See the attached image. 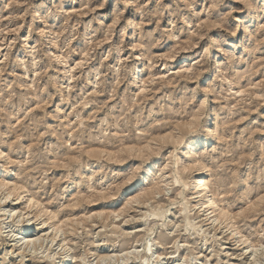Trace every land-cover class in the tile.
I'll list each match as a JSON object with an SVG mask.
<instances>
[{
  "label": "rangeland",
  "instance_id": "374dc122",
  "mask_svg": "<svg viewBox=\"0 0 264 264\" xmlns=\"http://www.w3.org/2000/svg\"><path fill=\"white\" fill-rule=\"evenodd\" d=\"M72 1L0 0V148L14 161L11 179L55 213L56 220H72L62 226L75 228L74 233L63 227L59 235L68 238L79 261L83 257L79 264H264V0H251L250 12L241 0H130L129 5L126 0ZM131 16L136 28H127ZM237 17L244 23L233 37ZM49 37L55 47L47 43ZM244 44L255 51L249 54L251 59L243 54ZM132 45H139L137 51L130 50ZM137 53L142 60L135 61ZM57 54L68 56L67 66L74 70L69 73L66 62L56 60ZM80 61V68L75 67ZM184 64L192 67L188 75L204 71L202 76L194 82L182 80ZM215 64L221 74H215ZM136 68L144 73L130 77L128 72ZM139 76L149 80L147 89H139L141 82L131 85ZM169 80L176 84H166ZM205 84L211 92L203 90ZM240 87L248 94H236ZM209 110L217 113L214 124L224 137L200 147V160L209 167L211 190L219 192L218 198L234 216L230 219L237 235L254 245L249 251L209 225L200 200L188 189L191 175L181 171L190 137L197 136L202 143L206 139L200 124L192 131L190 116L203 112V119ZM170 135L180 136L179 141L173 142ZM87 141L112 148L109 156H115L101 155L99 162L90 156L91 160L84 153ZM139 141L148 148L143 146V151ZM124 142L125 149L135 147H130L135 149L130 155L120 147ZM115 150H121L120 158ZM70 154L75 155L73 163L60 162ZM151 167L162 175L144 184ZM151 189L155 194L147 193ZM142 191L149 194L148 200ZM7 218L0 212L1 264L57 261L60 248L56 242L51 247L48 235L44 238L48 243H39V248L14 247L19 227Z\"/></svg>",
  "mask_w": 264,
  "mask_h": 264
},
{
  "label": "bare ground",
  "instance_id": "6f19581e",
  "mask_svg": "<svg viewBox=\"0 0 264 264\" xmlns=\"http://www.w3.org/2000/svg\"><path fill=\"white\" fill-rule=\"evenodd\" d=\"M74 1V0H73ZM72 1V2H73ZM136 1V0H135ZM239 1V0H238ZM242 2H244L245 3V10H246V12H250L251 11V9H252V7H253V4L251 3L252 1L251 0H241ZM255 2V1H254ZM10 3V2H9ZM76 3V2H75ZM129 3H130V0H126L125 1V4L126 5H129ZM209 3V2H208ZM213 3V2H212ZM210 4H211V2H210ZM217 4V3H216ZM242 4V3H241ZM73 5V4H72ZM86 5V4H85ZM102 6H104V4H102ZM82 7V6H81ZM101 7V6H100ZM212 7V6H211ZM74 8V7H73ZM137 8V7H136ZM213 8V7H212ZM73 11H74V9H72ZM77 9H75V11H76ZM88 11V10H87ZM71 12V11H70ZM81 12V11H80ZM79 12V13H80ZM243 12V11H242ZM245 13V12H244ZM244 13H242V14H244ZM77 15H78V13H76ZM136 14V13H135ZM71 15V14H70ZM80 15V14H79ZM84 16V15H83ZM198 16H200V15H198ZM79 17V16H78ZM80 18V17H79ZM118 20V19H117ZM209 20V19H208ZM67 21V20H66ZM202 21V20H201ZM212 21V20H211ZM235 22L236 23H238V26H237V28L232 32L233 33V37H236V35H238V33H239V31L241 30V27H242V25H243V20H241V18H239V17H237L236 18V20H235ZM210 22H208V24H209ZM212 23V22H211ZM43 24V23H42ZM200 24V23H199ZM206 24H207V22H206ZM134 25V28H136L137 26H138V23H135V21H134V17L133 16H131V17H129L128 18V25H127V28H129V27H132ZM214 25V24H213ZM216 25H218L217 23H216ZM220 25H221V23H220ZM209 26V25H208ZM211 27V26H210ZM263 27V26H262ZM194 28V27H193ZM199 28H200V25H199ZM206 28V27H205ZM214 28V27H213ZM212 28V29H213ZM211 29V28H210ZM248 29V28H247ZM261 30V29H260ZM46 31V29H44V28H41V33L42 34H44V32ZM133 31H137L136 29L135 30H133ZM140 31V30H139ZM45 33H47V32H45ZM56 33V32H55ZM249 33V32H248ZM53 34H54V32H53ZM52 34V35H53ZM49 36V35H48ZM247 36V35H246ZM249 36V35H248ZM52 37V36H51ZM51 37H49V39H47V43L48 44H50L51 43V45L53 44V46L52 47H55L56 46V44H54L53 43V41H52V39H51ZM252 38V37H251ZM250 38V39H251ZM106 39V38H105ZM249 38H248V42H249V40H250ZM52 41V42H49V41ZM215 40L216 39H214V41L212 42V43H215ZM254 40V39H253ZM256 40V39H255ZM102 41V40H101ZM106 41V40H105ZM217 41V40H216ZM261 41V40H260ZM247 42V43H248ZM255 42V41H254ZM257 42V41H256ZM255 42V43H256ZM259 42V41H258ZM96 43H98V42H96ZM218 43V42H217ZM95 46V45H94ZM98 46V45H97ZM119 46V45H118ZM214 46V45H213ZM137 47H139V45H132V49H130V50H135V51H137ZM144 47V46H143ZM142 47V48H143ZM258 47V46H257ZM47 48V47H46ZM135 48V49H134ZM145 48V47H144ZM147 48V47H146ZM54 49V48H53ZM97 49V48H96ZM141 49V48H140ZM256 49V48H255ZM49 50V49H48ZM52 49H50L49 51L50 52H52L53 53V51H51ZM210 50L211 49H208L207 48V53H209L210 52ZM253 50V49H252ZM250 51L249 49L247 50V47H246V44H244V51H243V54L245 55V58H248L249 57V54H254L255 53V51ZM142 51V50H141ZM144 52V51H143ZM84 53V52H83ZM146 53H147V51H146ZM206 53V54H207ZM139 53H137L136 54V59H135V61H140V60H142V59H140L139 57H140V55H138ZM50 55H51V53H50ZM56 55V54H55ZM58 55V54H57ZM87 56V55H86ZM254 56V55H253ZM56 57V60H59V59H61L62 58V56H61V54H59L58 56H55ZM68 57V56H67ZM67 57H63L62 58V64H63V62H66V58ZM143 57L144 58H147V56L144 54L143 55ZM150 57V56H149ZM153 57V56H152ZM242 58H244L243 56H242ZM250 59H251V57H249ZM81 59V58H80ZM84 59V58H83ZM86 59V58H85ZM120 59V58H119ZM172 59V58H171ZM148 60V59H147ZM146 60V61H147ZM150 60V59H149ZM152 60V59H151ZM261 60V59H260ZM60 61V60H59ZM85 61V60H84ZM253 61V60H252ZM254 62V61H253ZM60 63V64H61ZM82 63L83 62H78V63H75V67H79V66H81L82 65ZM246 65H247V61L245 60V62H244ZM250 63V62H249ZM252 64H254V63H252ZM142 66V65H141ZM220 65H216L215 64V66L213 67V69L215 70V74H217V73H219L220 72V74H221V68L219 67ZM251 66V65H250ZM66 67H68L67 66V62H66ZM66 67L64 68V71H66ZM72 67H73V65H72ZM190 67V65H188V64H184L183 65V67H181V68H185V72H184V74H182V73H180V74H182L181 76H180V74H179V77L182 79V80H184V81H193V80H197V79H199L201 76H202V74H203V72L202 71H195V72H197V73H191L190 75H188V72H189V69H191V68H189ZM254 67V66H253ZM69 68V73L72 71V70H74L73 68H71V66H69L68 67ZM80 68V67H79ZM83 68V67H82ZM256 68V67H255ZM72 69V70H71ZM151 69V68H150ZM252 69V68H251ZM250 70V69H249ZM188 71V72H187ZM251 71V70H250ZM256 72H257V70H255ZM181 72V71H180ZM187 72V73H186ZM202 72V73H201ZM142 73H144L143 72V68H136V69H133L132 71H130V72H128V74L130 75V77H131V74H133L134 76H136L137 74H141L142 75ZM223 73V72H222ZM261 73V72H260ZM187 74V75H186ZM219 74V75H220ZM71 75V74H70ZM209 75V74H208ZM37 76V75H36ZM89 76V75H88ZM149 76H150V74H149ZM215 76V75H214ZM222 76V75H221ZM234 76H236L235 74H234ZM239 76H241V75H239ZM73 77V76H72ZM72 77L70 76L69 78H67L68 80H71L72 79ZM140 77V76H139ZM219 76H216V78H218ZM225 77V76H224ZM243 77V76H242ZM245 77V76H244ZM243 77V78H244ZM150 77H147V79H149ZM174 78V77H173ZM230 78V77H229ZM240 78V77H239ZM238 78V79H239ZM141 79V80H140ZM145 79H146V77H145ZM145 79H143V76H142V78L140 77L139 78V80H137V79H135V78H133V79H131V85L132 86H134V85H136L137 83H139V82H141L142 83V86L141 87H139V89H142V90H144L145 88H146V83H148V81L149 80H145ZM153 79V78H152ZM179 79V78H178ZM177 79V81H179ZM176 80V79H175ZM225 81H231V80H229V79H227V78H225L224 79ZM152 81V80H151ZM165 81V80H164ZM163 81V82H164ZM224 81V82H225ZM129 82V81H128ZM194 82V81H193ZM236 82H237V80H236ZM150 83V82H149ZM152 83V82H151ZM150 83V84H151ZM157 83V82H156ZM173 83V82H172ZM172 83H171V81L169 80V81H167L166 82V84H168V85H172ZM258 83V82H257ZM56 84V83H55ZM57 84H58V82H57ZM153 84V83H152ZM173 84H176L175 82L173 83ZM177 84H178V82H177ZM238 84V83H237ZM139 85V84H138ZM28 86V85H27ZM58 86H60V84L58 85ZM167 86V85H166ZM210 86V85H209ZM249 86V85H248ZM247 86V87H248ZM258 86H259V84H258ZM28 87H30L31 88V86H28ZM250 87V86H249ZM37 88V87H36ZM58 88V87H57ZM135 88V87H134ZM151 88V87H150ZM149 88V89H150ZM212 88V87H211ZM210 87L208 88V86L205 84L204 85V91L205 92H207V93H209V92H211L210 91V89H211ZM245 88V87H244ZM250 88H255V87H250ZM250 88H248V89H250ZM258 88V87H257ZM67 89V88H66ZM147 89V88H146ZM160 89V88H159ZM99 90V89H98ZM103 90V89H102ZM142 90H141V92H142ZM72 91V90H71ZM139 91V90H138ZM213 91V90H212ZM98 92V91H97ZM140 92V94H143V93H141ZM143 92H147V90L146 91H143ZM247 92H249V91H247V90H244V89H242L241 87L240 88H238V90L236 91V94H240V96L241 95H247L248 93ZM95 93V92H94ZM93 93V94H94ZM114 93V92H113ZM157 93V92H156ZM164 93V92H163ZM91 94V93H90ZM97 94V93H96ZM101 94V93H100ZM99 94V95H100ZM140 94H139V96H140ZM213 94V93H212ZM254 93H252V95H253ZM56 95V94H55ZM95 95V94H94ZM107 96H109V95H107ZM136 96V95H135ZM213 96V95H212ZM37 97V96H36ZM55 97V96H54ZM83 98V97H82ZM136 98V97H135ZM195 98V97H194ZM255 98V97H254ZM257 98H259V97H257ZM45 99V98H44ZM47 99V98H46ZM50 99V98H49ZM137 99V98H136ZM142 99V98H141ZM140 99V100H141ZM148 99V98H147ZM245 99V98H244ZM51 100V99H50ZM72 100V99H71ZM139 100V101H140ZM255 100V99H254ZM53 101V100H52ZM68 101V100H67ZM87 100H85L84 102H86ZM40 102V101H39ZM41 102H42V100H41ZM40 102V103H41ZM44 103L43 104H45L46 102L45 101H43ZM97 102V101H96ZM108 102V101H107ZM142 102V101H141ZM215 102H216V100H215ZM218 102V101H217ZM237 102V101H236ZM48 103V102H47ZM124 103H126V102H124ZM131 103V102H130ZM219 103V102H218ZM36 104H38L37 102H36ZM42 104V103H41ZM41 104H39L40 106H42ZM137 104V103H136ZM185 104V103H184ZM183 104V105H184ZM189 104V103H188ZM47 106H48V104H46ZM82 105V104H81ZM84 105H88V103H84ZM107 105V104H106ZM133 104H131V106H132ZM138 105V104H137ZM203 105V104H202ZM38 106V105H37ZM74 106V105H73ZM101 106H102V104H101ZM100 106V107H101ZM105 106V105H104ZM193 106V105H192ZM204 106H205V104H204ZM203 106V107H204ZM88 107V106H87ZM173 107V106H172ZM40 108H42V107H40ZM46 108V107H45ZM186 108H187V106H186ZM77 109V108H76ZM75 109V110H76ZM97 109V108H96ZM131 109V108H130ZM203 109V108H202ZM33 110V109H32ZM31 110V111H32ZM35 110V109H34ZM78 111V110H77ZM128 111V110H127ZM178 111V110H177ZM165 112V111H164ZM197 112V111H196ZM218 112V111H217ZM74 113H75V111H74ZM185 113V112H184ZM193 113V112H192ZM203 113V112H202ZM202 113H201V115H202ZM219 113V112H218ZM27 114H28V112H27ZM33 114V113H32ZM105 114V113H104ZM216 114L217 113H214L213 111H211V110H209L207 113H206V116L203 118V119H201V115L200 116H196V114H192L191 116H190V118H191V120H189L190 121V127H192L191 129H195L196 127H197V125L199 126V124L202 126H200L202 129H203V132H204V134H206V139L204 140V143H202L201 141H200V139H198V137L196 136H194V137H190V139L187 141V143H186V149H184V152L185 151H187V152H185V156L188 158V160L187 161H185V162H182L181 163V171H182V173H188L189 175H191L190 176V179H191V182H190V184H189V186H188V189L189 190H192L193 191V193L192 194H194V196H195V198L196 199H199L200 201H199V208L201 209L200 211H202V213H204V215H206V217H207V219L209 220L208 222L210 223L209 225H211V226H213V227H216V228H218V229H220L222 232H223V234L225 235L226 234V238L228 239V240H232V242H233V240L234 241H237V246H239V248H249V247H252V246H254V245H250V243L248 242V239H246L245 238V236H243L241 233V235L240 236H238L239 235V233H238V235H237V232H236V229H235V227L233 226V224L235 223V222H231L232 220L230 219V218H233V217H230V212L227 210V208H225L224 206H223V204H222V201H220V197L218 198V194H219V192L217 191V193L216 192H214L213 190H211V188H210V186H209V177H210V174H209V172H210V170H209V167L207 166V165H205V164H203L202 162H201V156H200V152H202V151H200L199 150V148L200 147H204V146H209L210 144H212V143H214V142H217V140L218 139H220L221 137L223 138L224 136L220 133V132H218V129L216 128V125L214 124V118H215V116H216ZM75 115V114H74ZM189 115V114H188ZM197 115H199V114H197ZM90 116V115H89ZM54 117V116H53ZM75 117V116H74ZM94 117V116H93ZM50 118H52V117H50ZM55 118V117H54ZM90 118V117H89ZM189 118V119H190ZM66 119V118H65ZM86 119V118H85ZM54 120V119H53ZM69 120V119H68ZM187 120V119H186ZM215 120H217V119H215ZM91 121H92V119H91ZM130 121V120H129ZM172 121H173V119H172ZM185 121V120H184ZM189 121H188V124H189ZM51 122V121H50ZM180 122V121H179ZM216 122V121H215ZM70 123H71V121H70ZM121 123V122H120ZM134 123H136V122H134ZM218 123V122H217ZM52 124H53V122H52ZM67 124V123H66ZM78 124V123H77ZM178 124V123H177ZM185 124V123H184ZM184 124H182V125H184ZM33 125V124H32ZM68 125H69V123H68ZM194 125L196 126V127H194ZM218 125H219V123H218ZM77 126V125H76ZM168 126H170V125H168ZM174 126V125H173ZM179 126H181V124L179 123ZM221 126V125H220ZM225 126V125H224ZM187 127H189V126H187ZM186 127V128H187ZM51 128V127H50ZM76 128V127H75ZM181 129L183 128V129H185V126L183 127V126H181L180 127ZM179 128V129H180ZM222 128V127H221ZM73 129V128H72ZM172 129V128H171ZM175 129V128H174ZM180 129V130H181ZM187 129H190V128H187ZM186 129V130H187ZM190 129V130H191ZM194 129L192 130V131H194ZM166 130V129H165ZM177 130H178V126H177ZM176 130V131H177ZM189 130V131H190ZM223 130V129H222ZM225 130V129H224ZM53 131V130H52ZM70 131H72V130H70ZM175 131V130H174ZM173 131V132H174ZM146 132V131H145ZM70 133H72V132H70ZM69 133V134H70ZM195 133V132H194ZM120 134H121V132H120ZM140 134V133H139ZM158 134V133H157ZM164 134V133H163ZM162 134V135H163ZM170 134H172V132L170 133ZM181 134V133H180ZM193 134V133H192ZM167 135V134H166ZM175 135H176V133H175ZM151 136V135H150ZM153 136V135H152ZM152 136H151V139H153L152 138ZM155 136H157V135H155ZM159 136V135H158ZM157 136V138H160V137H158ZM171 136V135H170ZM162 137V136H161ZM165 136L163 135V138H164ZM167 137V139H168V137H169V135H167L166 136ZM166 137L164 138V139H166ZM178 137H180V136H178ZM178 137L176 136V138H174L175 140H177V141H179L178 140ZM182 137V136H181ZM6 138V137H5ZM156 137H155V139H157ZM123 139V138H122ZM121 139V140H122ZM166 139V140H167ZM169 139H171L172 141L174 140L173 138H172V136L169 138ZM180 139V138H179ZM86 140V139H85ZM124 140V139H123ZM159 139H157V141H158ZM161 140L163 141V139L161 138ZM170 140V141H171ZM174 140V141H175ZM220 140H222V139H220ZM226 140V139H225ZM125 141V140H124ZM153 141H156V140H153ZM152 141V142H153ZM169 142V140H168V142H169V144L170 143H173V142ZM224 141V140H223ZM227 141V140H226ZM141 142H143V141H141ZM144 142H145V140H144ZM146 142H148V140L146 141ZM150 142H151V140H150ZM149 142V143H150ZM167 142V143H168ZM118 143H120V142H118ZM157 143V142H156ZM176 143H178V142H176ZM224 143V142H223ZM8 144V143H7ZM68 144V143H67ZM82 144V143H81ZM86 144V145H85ZM84 145L86 146L85 147V152L84 153H86V156L88 157V155H89V158H90V156L92 157L93 156V159L94 160H96L95 162H99V161H101V159L102 158H100L101 157V155H105L106 154V156L108 155H111L112 154V152L110 153V151L109 150H111L112 148H110V147H108V146H106V145H100V144H95L94 142H88L87 141V143H85ZM116 144V143H115ZM136 144V143H135ZM144 144V143H143ZM126 145V143L124 142V145H120V147H124ZM128 145V144H127ZM134 145V144H133ZM137 145V144H136ZM155 145V142H153V146ZM5 146H6V144H5ZM7 146H9V145H7ZM12 145H10V147H11ZM73 146V145H72ZM81 146H83V145H81ZM113 146H115V145H113ZM132 145L130 144V147H131ZM139 146H142V144H140V141H139ZM139 146L137 147V149H139ZM144 146V145H143ZM143 146H142V149H143V151H144V148H146V146H147V148H148V145H145L144 146V148H143ZM76 147V146H75ZM99 147V148H98ZM119 147V149H121ZM130 147L128 146V148L127 149H125L126 147H124V150H126L125 152H127V150H128V154H129V152H131V151H134L135 149V147L134 146H132V147H134L133 148V150H131L130 149ZM131 147V148H132ZM151 147H152V143H151ZM78 148V147H77ZM153 148V147H152ZM9 149V148H8ZM115 149H118L117 147L115 148ZM142 149H139V152L140 153H142L141 151H142ZM71 150V149H70ZM123 150V151H124ZM141 150V151H140ZM147 149H145V151H146ZM150 151H151V149H149ZM6 151V150H5ZM2 148H0V173H9V176L8 177H1L0 176V195L2 196V200L0 201L1 203H0V212H1V214L2 213H5V214H7V216H8V218L7 219H11V223H14L17 227H19V231H16V232H18L17 233V235L16 236H14V239H13V242H15L14 244L15 245H18V246H15L14 244H12V245H14V247H18L19 249H23L24 250V248L25 249H29V248H34L35 246H38L39 245V243H41V242H45V245H46V242L48 243V241H46L47 240V236L46 235H48L49 237L48 238H50L49 240H50V243H51V247L54 245L55 246V242H56V247L58 246V248H60V250L57 252V255H58V258L56 259L57 261H55L54 262V264H79L80 263V261L82 262V258H80V261H79V257L77 258L76 256H74V254H73V252H71L72 251V249L70 248V247H68V244H67V239L68 238H64V236H63V238L64 239H62L61 237H62V235L60 236L59 234L61 233V234H63V227L64 226H62V225H64L63 224V222H66V223H69V221L71 222L72 220H69L68 222L66 221V220H64L63 222L60 220V221H58V220H56V215H55V213H53L52 211L51 212H49L48 211V208L45 206V204L44 203H42V202H40V200L37 198V197H35L29 190H27L25 187H22V185L21 186H19L18 185V183L16 184L15 182H14V179H11L12 177H11V174H13L12 172H13V170L12 171H10V169L11 168H13V165H14V161L13 160H11V158H10V156H11V154L9 155V154H7V151L5 152ZM76 151H78V150H76ZM108 151H109V153H108ZM111 151H113V149L111 150ZM116 151V150H115ZM119 151H121V150H119ZM119 151H116V152H118V154H119V156H118V158H120V156L122 155H120V153H119ZM81 152H83V150L81 151ZM125 152H122V153H124V154H127V153H125ZM137 152H138V150H137ZM139 152H138V154H139ZM149 152V151H148ZM183 152V151H182ZM203 152H204V150H203ZM10 153V152H9ZM150 153V152H149ZM152 153V152H151ZM150 153V154H151ZM78 154V153H77ZM88 154V155H87ZM115 154V153H114ZM123 154V155H124ZM131 154H133V152L131 153ZM137 154V153H136ZM144 154H146V152H143V156H144ZM130 155V154H129ZM141 155V154H140ZM149 155V154H148ZM70 157H67L66 156V158L65 157H63V158H65V159H62L60 162H63L64 163V161H65V163H66V161L68 162V161H71V163H73L72 161H73V159H74V157H75V155H74V157L70 154L69 155ZM78 155H76V157H77ZM100 156V157H99ZM106 156L104 157V158H106ZM107 156V157H108ZM115 156V155H114ZM114 156H109L110 158L111 157H114ZM132 156V155H131ZM108 157V158H109ZM117 157V156H116ZM129 157V156H128ZM134 157V156H133ZM146 157H147V155H146ZM109 158V159H110ZM143 158V157H142ZM145 158V157H144ZM143 158V159H144ZM183 158V157H182ZM54 159V158H53ZM59 159V158H58ZM77 159V158H76ZM91 160H93L92 158H90ZM113 159H115V158H113ZM60 160V159H59ZM90 160V161H91ZM105 160V159H104ZM122 160V159H121ZM123 160H125V159H123ZM13 161V162H12ZM54 161V160H53ZM52 161V162H53ZM74 161H75V159H74ZM107 161V160H106ZM111 161V160H110ZM110 161H109V163H110ZM16 162V161H15ZM58 160L57 161H55V162H53V164L54 163H57L58 164ZM118 162H120V161H118ZM122 162H124V161H122ZM16 164V163H15ZM18 164V163H17ZM20 164V163H19ZM61 164V163H60ZM66 164H68V163H66ZM99 164V163H98ZM122 164V163H121ZM62 165V164H61ZM169 166V165H168ZM168 168V167H167ZM162 169V168H161ZM165 169V168H164ZM164 171V170H163ZM162 171V172H163ZM159 174H157L159 177L162 175V174H160V172H158ZM4 175V174H3ZM15 175V174H14ZM157 175H156V173H155V171L153 170V167H151V168H149L148 169V171H147V174H146V176L144 177V184L145 183H149V182H151L152 180H150V181H148V179L149 178H151L152 177V179L154 178H156L157 177ZM188 175V176H189ZM15 177V176H14ZM158 177V178H159ZM163 177V176H162ZM162 177L160 178V179H162ZM17 180V179H16ZM163 180V179H162ZM161 180V181H162ZM218 182V181H217ZM73 184H75V182L73 183ZM143 184V185H144ZM163 184H165L164 182H163ZM212 184H213V182H212ZM156 185H158V184H156ZM166 185V184H165ZM168 185V184H167ZM215 185V184H214ZM219 185V184H218ZM151 186V185H150ZM159 186H161L160 184H159ZM158 186V187H159ZM147 187H149V186H147ZM152 187V186H151ZM157 188L156 189V191L158 190V187L157 186H153V188ZM160 188V187H159ZM165 189H166V187H165ZM145 190V189H144ZM147 190H150V188L148 189L147 188ZM153 189H151V192L150 191H146L147 193H152V192H155V190H153ZM161 190V189H160ZM163 191V190H162ZM158 192H161V191H158ZM141 193V192H140ZM142 193H143V191H142ZM145 193V192H144ZM143 193V194H144ZM146 193V194H147ZM152 194H155V193H152ZM152 194H150V195H152ZM166 194V193H165ZM142 195V194H141ZM141 195H139L140 197H142ZM145 195V194H144ZM148 195V196H147ZM147 195H145L146 196V200H148L147 198H150L149 197V194H147ZM159 195V194H158ZM0 196V197H1ZM78 197V196H77ZM144 197V196H143ZM142 197V198H143ZM151 197H153V196H151ZM156 197V196H155ZM76 198V197H75ZM135 198V197H134ZM136 198H137V196H136ZM139 199V198H138ZM145 199V198H144ZM157 199V198H156ZM23 200H25L24 202H23ZM72 200V199H71ZM77 200V199H76ZM79 200V199H78ZM145 200V201H146ZM149 200H151V199H149ZM130 201V200H129ZM138 201V204H140L141 202H139V200H137ZM140 201H143V199L142 200H140ZM22 202V203H21ZM72 202V201H71ZM75 202V201H74ZM144 202V201H143ZM151 202V201H150ZM133 203H135L134 202V199H133ZM25 204V206H24V208H22V210H18V208H19V206H21V205H24ZM142 204V203H141ZM146 204V203H145ZM222 204V205H221ZM71 204H69V206H70ZM73 206L74 205H76V203L74 204H72ZM9 209V210H5V209ZM198 209V208H197ZM29 215H32V218H30V216ZM202 216V215H201ZM119 218V217H118ZM74 221V220H73ZM234 221H236V220H234ZM9 222V221H8ZM61 222V223H60ZM127 222V221H126ZM65 223V227L64 228H66L67 227V225L68 224H66ZM114 223V222H113ZM233 223V224H232ZM70 224V223H69ZM74 224L76 225V223L74 222ZM78 224V223H77ZM15 225H13V226H15ZM72 225H73V222H72ZM79 225V224H78ZM74 226V225H73ZM75 227V226H74ZM68 229L70 228V231H72L73 229H75V228H73L72 227V229H71V227H67ZM66 228V229H67ZM76 228H77V226H76ZM119 228V227H118ZM216 230V229H215ZM2 231V230H1ZM66 231V230H65ZM73 231H75V230H73ZM72 231V233H70V234H73L74 232ZM122 231V230H121ZM142 231V230H141ZM67 232V231H66ZM65 232V233H66ZM125 232V231H124ZM234 232H236V234H234ZM4 233V232H3ZM41 233H44V234H41ZM65 233H64V235H65ZM69 232H67V234H68ZM75 233H77V231L75 232ZM130 234V233H129ZM14 235V234H13ZM12 235V236H13ZM69 235V234H68ZM124 235V234H123ZM236 235L238 236L237 238H236ZM3 236V235H2ZM74 236V235H73ZM131 236V235H130ZM66 237V236H65ZM72 237V236H71ZM76 237V236H75ZM13 238V237H12ZM44 238H46V240H44ZM70 238V237H69ZM73 238V237H72ZM129 238V237H128ZM8 240V239H7ZM138 241V240H137ZM11 242V241H10ZM12 242V243H13ZM43 242V243H44ZM69 242V241H68ZM72 243V242H71ZM159 243V242H158ZM38 244V245H37ZM254 244V243H253ZM72 245H73V243H72ZM9 246V245H8ZM41 246H42V244H41ZM40 247V245L38 246V248ZM256 247V246H255ZM262 247H264V246H262ZM47 248V247H46ZM152 248V247H151ZM19 249H18V251H19ZM55 249V248H54ZM252 249V248H251ZM253 249H255V248H253ZM259 249V248H258ZM262 249V248H261ZM56 250V249H55ZM250 250V248L248 249V251ZM257 250V249H256ZM13 251V250H12ZM21 251V250H20ZM19 251V252H20ZM28 250H26V252H27ZM43 251V250H42ZM25 252V253H26ZM33 252V251H32ZM38 252V251H37ZM54 252V251H53ZM246 252H247V249H246ZM253 252V251H252ZM252 252H250V254L249 255H251L252 254ZM254 252H256L257 253V251H255L254 250ZM11 253V252H10ZM56 253V252H55ZM244 254H240L239 256H244L245 255V252H243ZM256 253H254V255H255V258L256 257H258V256H256ZM7 254V253H6ZM20 254H22L21 252L19 253V256H20ZM38 254V253H37ZM43 254V253H42ZM49 254V253H48ZM247 254V253H246ZM18 255V254H17ZM23 255H24V253H23ZM35 255V254H34ZM39 255V254H38ZM53 255V254H52ZM56 255V256H57ZM80 255V254H79ZM117 255V254H116ZM153 255V254H152ZM257 255H258V253H257ZM46 256V255H45ZM49 256V255H48ZM98 256V255H97ZM114 256V255H113ZM113 256H111V257H113ZM237 256V255H236ZM252 256V255H251ZM117 257V256H116ZM119 257V256H118ZM161 257V256H160ZM228 257V256H227ZM46 258V257H45ZM56 258V257H55ZM99 258V257H98ZM101 258V257H100ZM105 258V257H104ZM107 258H108V255H107ZM106 258V259H107ZM114 258V257H113ZM158 258H159V256L157 257V260H158ZM167 258V257H166ZM241 258V257H240ZM249 258V257H248ZM255 258H253L252 257V259L251 260H255ZM37 259V258H36ZM111 259V258H110ZM53 260H55V259H53ZM97 260V259H96ZM103 260V258L102 259H100V261H102ZM105 260V259H104ZM160 260V259H159ZM220 260V259H219ZM98 261V260H97ZM79 262V263H78ZM99 262V261H98ZM158 262V261H157ZM83 263V262H82ZM172 263V262H171ZM223 263V262H222ZM1 264V263H0ZM101 264V263H100ZM249 264V263H248ZM254 264V263H253Z\"/></svg>",
  "mask_w": 264,
  "mask_h": 264
}]
</instances>
